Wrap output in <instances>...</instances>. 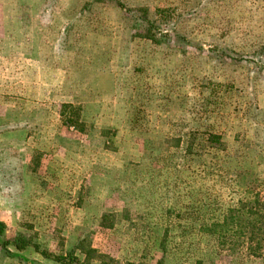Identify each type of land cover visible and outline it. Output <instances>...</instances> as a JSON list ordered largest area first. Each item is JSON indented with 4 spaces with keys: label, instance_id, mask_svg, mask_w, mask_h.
Wrapping results in <instances>:
<instances>
[{
    "label": "rangeland",
    "instance_id": "obj_1",
    "mask_svg": "<svg viewBox=\"0 0 264 264\" xmlns=\"http://www.w3.org/2000/svg\"><path fill=\"white\" fill-rule=\"evenodd\" d=\"M263 192L264 0H0V264H264Z\"/></svg>",
    "mask_w": 264,
    "mask_h": 264
},
{
    "label": "trees",
    "instance_id": "obj_2",
    "mask_svg": "<svg viewBox=\"0 0 264 264\" xmlns=\"http://www.w3.org/2000/svg\"><path fill=\"white\" fill-rule=\"evenodd\" d=\"M134 20H136L135 23L137 28H141L142 26L145 28L143 33H141L140 30L136 31L137 36L139 35L156 43H162L165 40H170L167 35H163L158 31L157 25L154 22L148 19L145 20L142 17H134ZM208 142L211 146H214L216 148L222 149L224 146L222 137L219 135H210L208 138ZM7 175L8 173L5 170L3 177H7ZM262 198L263 200L249 199L247 202H241L239 208L233 211L235 215L233 214L232 217L227 219L231 220V223L234 227L236 225L237 227L244 229L245 232L248 231V241L251 243L250 247H252L253 255L257 257H264V197ZM245 210L249 214L250 220L248 221L247 225L244 226L243 224H241L242 221L240 220H244L242 217L244 216ZM220 226L222 225H213L214 228H218ZM13 245L20 252L30 247L35 248L37 251L39 248L38 245L33 244L32 238H30V236L23 233L17 234V236L13 239ZM40 253L45 259H51L60 264H91L89 261L81 263L74 253H70L65 257L54 256L53 254H49L48 252L44 251ZM8 255L10 257L20 259L25 264H29V260L26 257L20 256L16 253H8ZM31 264L37 263L32 262Z\"/></svg>",
    "mask_w": 264,
    "mask_h": 264
}]
</instances>
